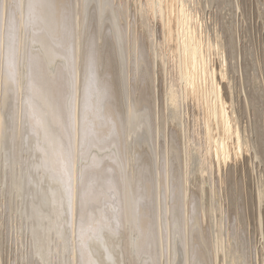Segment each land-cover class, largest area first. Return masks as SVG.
Instances as JSON below:
<instances>
[{"label":"bare ground","instance_id":"6f19581e","mask_svg":"<svg viewBox=\"0 0 264 264\" xmlns=\"http://www.w3.org/2000/svg\"><path fill=\"white\" fill-rule=\"evenodd\" d=\"M0 264H264V0H0Z\"/></svg>","mask_w":264,"mask_h":264},{"label":"rangeland","instance_id":"374dc122","mask_svg":"<svg viewBox=\"0 0 264 264\" xmlns=\"http://www.w3.org/2000/svg\"><path fill=\"white\" fill-rule=\"evenodd\" d=\"M210 11H211V10H209V9L206 11V16H207V17H209L208 14H210V13H208V12H210ZM210 78H211V77L208 76V80H207V81H210ZM210 83H211V82H210ZM104 138H105L104 140H106L107 142L111 143V142H110V141H111L110 136H105Z\"/></svg>","mask_w":264,"mask_h":264}]
</instances>
